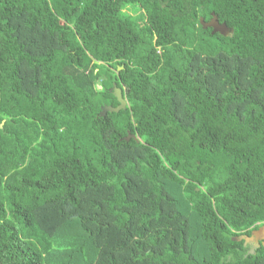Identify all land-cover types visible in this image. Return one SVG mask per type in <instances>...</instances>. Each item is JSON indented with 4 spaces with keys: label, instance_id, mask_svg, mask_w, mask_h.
<instances>
[{
    "label": "trees",
    "instance_id": "16d2710c",
    "mask_svg": "<svg viewBox=\"0 0 264 264\" xmlns=\"http://www.w3.org/2000/svg\"><path fill=\"white\" fill-rule=\"evenodd\" d=\"M149 1L0 0V264H264V0Z\"/></svg>",
    "mask_w": 264,
    "mask_h": 264
},
{
    "label": "water",
    "instance_id": "95a60500",
    "mask_svg": "<svg viewBox=\"0 0 264 264\" xmlns=\"http://www.w3.org/2000/svg\"><path fill=\"white\" fill-rule=\"evenodd\" d=\"M199 22H200L203 29L211 28L212 33H219L220 35L225 36V37L231 36V34H232V30L227 28L224 23L220 24L218 22V19L216 18V16L213 13L211 14L210 20H208L207 22H204L203 19H201V18L199 19ZM109 92L116 99L117 105L114 107L110 106V105L102 106L100 109V113H99L100 116H104L107 112L117 113L120 110H124L127 106V102L124 99L121 90L118 87H116L115 84L112 85V87L109 89ZM131 138H136V137L134 135H130L128 133L124 139H125V141H128ZM239 239L244 240V243H243L244 246L252 240H254L256 242V247L260 246V244L258 242L259 240H262L263 245H264V225H262L257 230L253 231L250 236H247V237L241 236Z\"/></svg>",
    "mask_w": 264,
    "mask_h": 264
},
{
    "label": "clouds",
    "instance_id": "9594fccd",
    "mask_svg": "<svg viewBox=\"0 0 264 264\" xmlns=\"http://www.w3.org/2000/svg\"><path fill=\"white\" fill-rule=\"evenodd\" d=\"M135 7L136 6L132 3L123 4V6L120 9V15L121 16H132L133 18H135V15L138 14L132 11Z\"/></svg>",
    "mask_w": 264,
    "mask_h": 264
},
{
    "label": "flooded vegetation",
    "instance_id": "af4514ba",
    "mask_svg": "<svg viewBox=\"0 0 264 264\" xmlns=\"http://www.w3.org/2000/svg\"><path fill=\"white\" fill-rule=\"evenodd\" d=\"M261 226H262V225H259V226L255 227V228H252V229L249 231V234H247V235H243L242 237L250 236L251 233H252L253 231L257 230V229L260 228ZM258 242H259L260 246H261V245L264 246L262 240H259ZM245 247H248V251H249V252H252L254 249L258 248V247H256V242H255L254 240L248 242V243L245 245Z\"/></svg>",
    "mask_w": 264,
    "mask_h": 264
},
{
    "label": "rangeland",
    "instance_id": "374dc122",
    "mask_svg": "<svg viewBox=\"0 0 264 264\" xmlns=\"http://www.w3.org/2000/svg\"><path fill=\"white\" fill-rule=\"evenodd\" d=\"M151 1H152V0H150L149 2H151ZM145 4H146V2H145V3H142L141 5H143V6H144Z\"/></svg>",
    "mask_w": 264,
    "mask_h": 264
}]
</instances>
